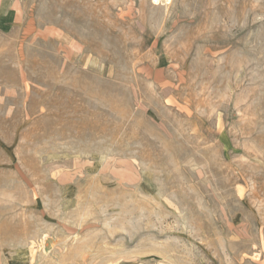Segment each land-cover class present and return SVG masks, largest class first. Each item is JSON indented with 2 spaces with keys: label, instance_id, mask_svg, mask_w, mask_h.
I'll list each match as a JSON object with an SVG mask.
<instances>
[{
  "label": "rangeland",
  "instance_id": "1",
  "mask_svg": "<svg viewBox=\"0 0 264 264\" xmlns=\"http://www.w3.org/2000/svg\"><path fill=\"white\" fill-rule=\"evenodd\" d=\"M0 264H264V0H0Z\"/></svg>",
  "mask_w": 264,
  "mask_h": 264
}]
</instances>
